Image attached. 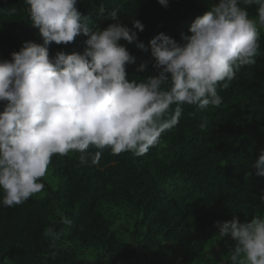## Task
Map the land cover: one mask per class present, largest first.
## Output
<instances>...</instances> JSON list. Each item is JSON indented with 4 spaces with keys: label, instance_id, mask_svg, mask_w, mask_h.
I'll return each instance as SVG.
<instances>
[{
    "label": "trees",
    "instance_id": "16d2710c",
    "mask_svg": "<svg viewBox=\"0 0 264 264\" xmlns=\"http://www.w3.org/2000/svg\"><path fill=\"white\" fill-rule=\"evenodd\" d=\"M213 3L168 0L163 7L157 0H77L76 7L93 28L107 27L113 10L129 28L139 20L144 30L138 42L147 46L160 33L179 42ZM26 8L24 0H0V60H10L24 42L42 43ZM248 11L255 16L254 7ZM259 31L255 65L242 68L227 90L218 89L222 104L184 106L179 123L146 155L105 150L99 177L83 175L78 154L53 156L46 177L54 184L21 205L0 206V264H230L232 242L217 237L214 223L264 215V206L256 207L264 177L247 175L264 149V28ZM86 39L52 43L49 55L82 52ZM121 43L135 56L126 69L129 81L156 74L150 52ZM144 62L148 71L136 72ZM62 216L70 226L61 223Z\"/></svg>",
    "mask_w": 264,
    "mask_h": 264
},
{
    "label": "clouds",
    "instance_id": "9594fccd",
    "mask_svg": "<svg viewBox=\"0 0 264 264\" xmlns=\"http://www.w3.org/2000/svg\"><path fill=\"white\" fill-rule=\"evenodd\" d=\"M24 3L42 43L24 42L10 60H0V206L6 208L48 186L42 179L53 156L78 154L83 175L99 177L105 150L144 156L179 123L184 106L219 107L218 89L227 90L242 68L255 65L264 28V0H215L179 42L160 33L146 46L137 35L144 25L133 19L127 27L117 10L101 29L90 27L77 0ZM157 3L168 6V0ZM78 36L87 37L82 52L50 57V44L67 45ZM121 41L150 52L156 74L129 81L126 69L135 56ZM148 68L144 62L135 71ZM251 167L247 175L264 177V149ZM257 199L256 207L264 206V193ZM61 223L72 221L62 216ZM213 227L219 239L232 242L230 264H264V215L245 221L233 215ZM47 233L54 242V229Z\"/></svg>",
    "mask_w": 264,
    "mask_h": 264
},
{
    "label": "rangeland",
    "instance_id": "374dc122",
    "mask_svg": "<svg viewBox=\"0 0 264 264\" xmlns=\"http://www.w3.org/2000/svg\"><path fill=\"white\" fill-rule=\"evenodd\" d=\"M44 181L47 183V184H54V182L53 181H51L48 177H44Z\"/></svg>",
    "mask_w": 264,
    "mask_h": 264
}]
</instances>
